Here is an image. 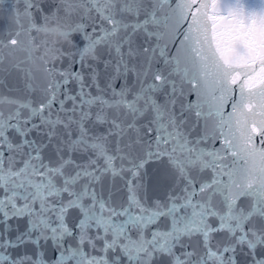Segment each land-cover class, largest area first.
I'll list each match as a JSON object with an SVG mask.
<instances>
[{"label":"snow or ice","instance_id":"snow-or-ice-1","mask_svg":"<svg viewBox=\"0 0 264 264\" xmlns=\"http://www.w3.org/2000/svg\"><path fill=\"white\" fill-rule=\"evenodd\" d=\"M0 19V264H264V0H0ZM52 21L71 39L49 65Z\"/></svg>","mask_w":264,"mask_h":264},{"label":"clouds","instance_id":"clouds-1","mask_svg":"<svg viewBox=\"0 0 264 264\" xmlns=\"http://www.w3.org/2000/svg\"><path fill=\"white\" fill-rule=\"evenodd\" d=\"M67 32L68 24L65 21H57L56 25L50 22L42 25L32 43L33 56L49 65L58 62L65 54L63 50L69 47L71 37L65 34ZM85 56L89 60L98 59L94 49L88 51ZM33 67L38 69L39 64L33 65ZM259 182V179L253 177L245 180L246 184H258Z\"/></svg>","mask_w":264,"mask_h":264},{"label":"water","instance_id":"water-1","mask_svg":"<svg viewBox=\"0 0 264 264\" xmlns=\"http://www.w3.org/2000/svg\"><path fill=\"white\" fill-rule=\"evenodd\" d=\"M45 7H46V10H47L49 5L46 3ZM37 19H38V17H37ZM37 22H39V21H37ZM50 23L53 24V25H56L57 21H52ZM6 26H7V20L6 19H0V30H3L4 28H6ZM72 39L74 40V42H76L81 47H83V45L85 44V41L82 39V37L79 34H73ZM190 99H194V97H190ZM147 171H148V173L150 175L152 173V171H153V167L149 166Z\"/></svg>","mask_w":264,"mask_h":264}]
</instances>
